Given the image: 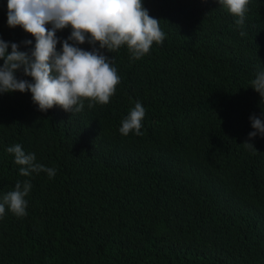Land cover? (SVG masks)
Segmentation results:
<instances>
[{"label": "trees", "instance_id": "1", "mask_svg": "<svg viewBox=\"0 0 264 264\" xmlns=\"http://www.w3.org/2000/svg\"><path fill=\"white\" fill-rule=\"evenodd\" d=\"M142 2L165 38L138 60L105 50L120 76L108 104L42 112L30 91L0 93V202L32 185L27 215L6 205L0 217V264H264V137L248 135L252 115L264 120L251 87L264 0H249L242 26L219 0ZM7 11L0 0V38L30 52L35 37ZM70 34L57 31L58 50ZM136 102L142 135L123 136ZM16 144L55 176H21Z\"/></svg>", "mask_w": 264, "mask_h": 264}, {"label": "clouds", "instance_id": "2", "mask_svg": "<svg viewBox=\"0 0 264 264\" xmlns=\"http://www.w3.org/2000/svg\"><path fill=\"white\" fill-rule=\"evenodd\" d=\"M219 3L239 17L237 25L244 24L249 0ZM7 9L9 27L21 26L35 37V46L30 52L22 51L18 43L0 38V93L30 91L42 112L59 106L66 112L79 113L85 99L89 100V108L95 103L108 104L120 76L112 63L114 57L109 58L105 50L114 53L126 45L132 58L138 60L149 53L154 42L162 44L165 38L159 20L149 15L142 0H7ZM69 27L71 34L63 39L62 49L58 50L61 38L57 31ZM23 43L31 45L32 41ZM85 43L92 46L91 50L79 46ZM17 72L31 80L18 78ZM251 85L264 98V71L257 73ZM144 117V106L136 102L122 120L119 132L123 136L133 131L142 135ZM250 120L257 131L248 134L249 140L257 133L264 137V120L255 115ZM245 144L253 146L247 141ZM7 152L14 154L15 164L21 166V176L41 171L50 178L56 174L54 168L36 162L35 153L26 154L20 144L8 147ZM31 188L30 181H17L15 190L5 194L0 202V217L5 214L6 205L18 217L27 215L25 197Z\"/></svg>", "mask_w": 264, "mask_h": 264}]
</instances>
